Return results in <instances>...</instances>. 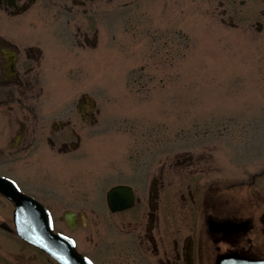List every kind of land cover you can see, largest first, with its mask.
I'll list each match as a JSON object with an SVG mask.
<instances>
[{"label":"flooded vegetation","instance_id":"flooded-vegetation-1","mask_svg":"<svg viewBox=\"0 0 264 264\" xmlns=\"http://www.w3.org/2000/svg\"><path fill=\"white\" fill-rule=\"evenodd\" d=\"M110 1L118 0H0V264H10L8 254H22L18 260L23 262L29 254L35 263L59 264L26 239L51 233L73 238L77 250L93 264H102L105 251H112L116 264H217L219 257L228 255L264 259L260 168L249 179L243 151H236L238 146L228 138V148L236 151V176L218 173L225 167L217 166L212 136L205 140L201 135L194 154L162 157L155 168L151 159L144 162L138 181L118 178L104 189L101 172L93 196L80 198L79 204H98L105 214L68 207L58 214V206L72 203L67 172L58 171V165L63 169V161L79 151L87 162L97 158L96 165L100 163L97 136L105 124L103 101L90 91L103 93L104 88L84 87L73 99L72 87L58 85L57 77L65 71L61 53L70 46L99 47L103 8ZM254 1L244 7L245 0H219L221 21L226 15L225 23L234 29L264 33V6ZM135 158L127 156L128 161ZM96 168L103 171L104 165ZM173 173L181 188L172 214L176 218L170 220ZM116 185L123 190L114 200L118 207L111 209L107 192ZM186 210L192 211V221L185 233ZM91 214L99 229L96 235L88 233L94 222ZM78 227L96 237L93 250L69 233ZM111 228L121 236L118 248L106 243Z\"/></svg>","mask_w":264,"mask_h":264},{"label":"rangeland","instance_id":"rangeland-1","mask_svg":"<svg viewBox=\"0 0 264 264\" xmlns=\"http://www.w3.org/2000/svg\"><path fill=\"white\" fill-rule=\"evenodd\" d=\"M218 1H110L103 8L99 47L70 46L67 53H61L63 68H72V72L62 71L58 85L72 87L73 99L84 87L104 88L103 93L90 91L103 101L105 124L97 136L100 163L96 165L97 158L87 162L79 151L63 161V169L58 165V171L67 172V197L72 202L58 206V214L65 207L88 212L97 209L105 214L98 204H79L80 198L93 196L101 172L104 189L118 178L135 177L138 181L144 162L151 159L155 168L162 157L171 159L183 151L194 154L201 135H206L205 140L212 136L209 141L215 145L217 166L225 167L218 173L239 174L233 167V153L239 149L241 155L244 153L249 179L260 168V211L264 210V33L234 29L225 23L226 15L222 22ZM245 1L244 7L256 2ZM260 5L264 6V0ZM227 138L238 146L236 151L228 148ZM129 153L137 163L128 161ZM102 165L103 171L97 170ZM86 170L87 177H83ZM173 176L170 220L176 218L173 215L180 187L176 174ZM191 218L192 211L186 210L182 222L185 233ZM93 221L88 233L92 230L96 235L99 229ZM86 230L78 227L69 233L91 251L96 237ZM118 234L111 228L106 243L116 248L121 239ZM21 255L8 254L9 263L38 264L28 259L29 254L24 257L27 262L18 260ZM113 259L112 251H105L100 260L102 264H116Z\"/></svg>","mask_w":264,"mask_h":264},{"label":"water","instance_id":"water-1","mask_svg":"<svg viewBox=\"0 0 264 264\" xmlns=\"http://www.w3.org/2000/svg\"><path fill=\"white\" fill-rule=\"evenodd\" d=\"M121 190H123V187L116 185L107 192V201L112 209L118 207L114 200ZM28 240L52 255L60 264H91L87 258L76 251L72 240L63 235L51 233L49 236L28 237ZM244 262L248 264H264V259L245 261V259L228 255L221 256L217 260V264H243Z\"/></svg>","mask_w":264,"mask_h":264}]
</instances>
